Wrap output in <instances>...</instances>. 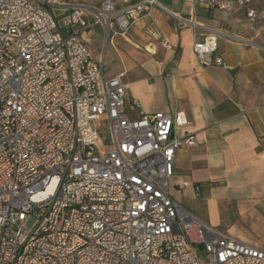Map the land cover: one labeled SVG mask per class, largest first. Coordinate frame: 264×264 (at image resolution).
<instances>
[{
  "label": "built area",
  "instance_id": "built-area-1",
  "mask_svg": "<svg viewBox=\"0 0 264 264\" xmlns=\"http://www.w3.org/2000/svg\"><path fill=\"white\" fill-rule=\"evenodd\" d=\"M193 1L243 10L251 31L264 19L253 0ZM155 7L202 36L193 45L202 65L227 66L218 38L235 36L160 0H0V264H264V249L171 195L176 150L196 143L179 133L186 111L129 117L127 84L106 77L87 46L94 27L108 41Z\"/></svg>",
  "mask_w": 264,
  "mask_h": 264
},
{
  "label": "crops",
  "instance_id": "crops-1",
  "mask_svg": "<svg viewBox=\"0 0 264 264\" xmlns=\"http://www.w3.org/2000/svg\"><path fill=\"white\" fill-rule=\"evenodd\" d=\"M96 1L84 3L100 5L103 0ZM166 1L160 0L168 11L235 36L218 38L216 52L227 66L202 65L193 50L202 36L159 7L128 33L112 35L108 41L105 37L104 45L99 41L93 58L103 64L106 77L119 76L127 84L129 117L186 111L189 124L179 133L193 134L196 143L176 150L171 195L178 200L173 184L187 195L186 204L178 201L194 215L264 249V19L251 31L241 9L226 14L193 0ZM253 2L264 9V0ZM96 28L103 32L94 27L87 33ZM166 38L170 48L163 43ZM194 200L199 201L198 209Z\"/></svg>",
  "mask_w": 264,
  "mask_h": 264
},
{
  "label": "rangeland",
  "instance_id": "rangeland-1",
  "mask_svg": "<svg viewBox=\"0 0 264 264\" xmlns=\"http://www.w3.org/2000/svg\"><path fill=\"white\" fill-rule=\"evenodd\" d=\"M57 1V0H56ZM79 1H84V2H88V3H96L97 1L96 0H75V2H79ZM166 4H167V1L166 0H163ZM98 28L94 29L91 33H87L86 34V38H87V41H88V46H89V49L92 51V54L94 56H98V44L100 43L99 41H101V44L104 45V40H105V37H106V34L105 32H99V29L97 30ZM102 48V47H101ZM105 71L107 72V69L105 68ZM105 120V119H103ZM104 128L106 129L105 132H106V136H108V131H107V122H105L104 124ZM176 188H174L173 184H172V191L174 195H176V198L182 202V203H187V195H183L182 193L178 192L177 190H175ZM194 203H195V207L196 209H198L197 207L199 206V201L197 200H194ZM38 221L37 219H35V217H29L28 220L26 221L25 223V226L28 227V228H34L36 225H37Z\"/></svg>",
  "mask_w": 264,
  "mask_h": 264
},
{
  "label": "trees",
  "instance_id": "trees-1",
  "mask_svg": "<svg viewBox=\"0 0 264 264\" xmlns=\"http://www.w3.org/2000/svg\"><path fill=\"white\" fill-rule=\"evenodd\" d=\"M210 11H211V10H210ZM210 11L208 10V11H206V13H207V14H210ZM200 247H201V246H200ZM201 248H202V247H201Z\"/></svg>",
  "mask_w": 264,
  "mask_h": 264
}]
</instances>
